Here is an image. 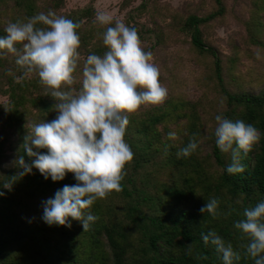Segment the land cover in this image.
<instances>
[{
    "label": "clouds",
    "instance_id": "clouds-1",
    "mask_svg": "<svg viewBox=\"0 0 264 264\" xmlns=\"http://www.w3.org/2000/svg\"><path fill=\"white\" fill-rule=\"evenodd\" d=\"M95 21L104 27L101 33L107 51L101 56L90 54L83 60L79 89L76 72L81 62L80 25L52 10L39 12L25 20L8 22L6 35L0 36V57L12 54L22 71L17 80L35 75L43 95L54 99L52 111L57 113L50 122L33 123L12 165L17 172L2 183L9 192L13 185L33 168L47 180L61 181L74 174V185H64L53 197L42 202L41 219L49 226L71 228V221L82 224L88 231L99 217L87 211L113 191H122L125 166L134 153L125 140L129 117L144 106H161L168 90L159 82V69L152 62V52L144 51L137 29L115 19L114 15L98 8ZM19 45V47H17ZM215 143L221 153L231 155L229 174L242 173L241 153L247 154L259 143L261 134L255 126L242 120L232 121L216 115ZM177 139L175 132L168 134ZM199 147L193 136L187 146L178 149L176 156L188 158ZM34 149H46L42 154ZM167 151V148L165 149ZM25 154L31 162L25 161ZM5 193L0 191V197ZM219 201L210 199L200 208L212 219L219 216ZM243 219L234 227L241 233L245 257L254 264H264V201L243 210ZM205 245L211 243L220 255L222 264H234L241 254L226 243L216 231L201 234ZM192 246L189 245V255ZM196 259H207L197 255Z\"/></svg>",
    "mask_w": 264,
    "mask_h": 264
},
{
    "label": "rangeland",
    "instance_id": "rangeland-1",
    "mask_svg": "<svg viewBox=\"0 0 264 264\" xmlns=\"http://www.w3.org/2000/svg\"><path fill=\"white\" fill-rule=\"evenodd\" d=\"M42 0H38L40 3ZM224 12L201 25L204 42L217 51L222 66V77L225 88L231 93H254L264 91V0H221ZM111 12L115 19L126 25L135 27L144 51H151L152 62L158 67L159 82L167 88L168 96L163 105L142 106L138 112L129 117L127 127L133 126L135 121L157 114L166 108L168 102H183V106L175 113L155 126L158 140L153 143L149 161L138 170L134 176V186L153 195L160 193L164 187L182 185L183 175L191 174L197 179V186L191 199L185 207L196 210L200 204L213 198V191L205 189L206 184L214 185L221 168L213 158V144L215 142L216 115H224L227 109L226 100L221 94L214 75L213 58L207 53H198L191 46L189 33L184 29V22L190 15L205 17L217 10L215 0H63L57 15L73 19L80 25L79 31L87 36L85 42L80 40L81 62L78 66L77 89L81 86L83 60L95 49V54L103 55V40L101 33L104 27L95 21L97 9ZM24 20L23 12H19L15 0H0V24L4 27L8 22ZM19 47V45H17ZM12 54L0 57V180L4 173L14 168L12 162L17 158L24 142V136L33 123L50 122L45 115L27 107L18 125H11V110L22 111L17 104L19 95L28 99L43 95V89L35 75L25 77L20 82L22 71L15 63ZM23 87H22V86ZM57 114V113H56ZM175 132L177 139L170 140L168 134ZM195 136L199 144L194 153L199 168L198 174L190 168L182 171L171 163L168 157L178 160L176 152L187 145ZM264 140V135L260 141ZM259 141V143H260ZM258 144L254 147L257 148ZM167 148V151L165 149ZM173 150V154L169 151ZM225 161L230 154L222 153ZM125 173L133 171L131 162L125 166ZM203 181V184L201 183ZM159 190V191H158ZM227 198L226 196L224 197ZM102 204L110 203L121 215L123 200L113 191L106 199L99 200ZM43 201L37 203L26 202L16 211V224L21 230L25 225L35 226L30 236L25 240L35 241L41 235L38 228H47L41 219L43 215ZM240 200L236 201L239 204ZM226 207L227 203L224 204ZM105 211V210H104ZM235 225V223H233ZM13 226V230H14ZM69 230L71 228H67ZM19 236V235H17ZM53 239V235L49 236ZM100 244L94 252L105 255L107 264H112L110 249L104 236L99 237ZM235 251L241 250L248 241L241 239V233L232 241ZM31 243V241H30ZM227 243V242H226ZM84 258L86 247L79 249ZM162 254L166 252L179 253L177 248L162 246ZM137 256L128 254L127 262L136 264Z\"/></svg>",
    "mask_w": 264,
    "mask_h": 264
},
{
    "label": "trees",
    "instance_id": "trees-1",
    "mask_svg": "<svg viewBox=\"0 0 264 264\" xmlns=\"http://www.w3.org/2000/svg\"><path fill=\"white\" fill-rule=\"evenodd\" d=\"M37 1L15 0V4L26 19L39 12L47 13L49 10L55 12L63 2V0H42L40 3ZM215 3L217 10L205 17L188 16L184 22V29L189 33L194 50L198 53H207L213 58L214 75L227 105L223 116L232 121L242 120L252 124L262 136L264 135V91L257 94L229 92L224 86L222 66L217 51L208 46L202 38L201 25L224 12L222 1L215 0ZM72 21L75 22L73 19ZM5 27L6 25L1 27L0 24V36L6 35ZM77 33L80 40L85 42L87 36L81 34L79 29ZM95 49L87 52L95 54ZM106 51L107 48L103 46V52ZM26 103H28L27 107L45 115L48 121H52L57 115L51 110L55 104L53 98L39 96L28 99L21 94L17 104L21 105L23 112L16 110L17 107L11 110V125H18L21 121ZM183 105V102L170 101L166 108L161 109L157 114L135 121L133 126L126 128L125 140L130 145L134 158L131 161L132 173L124 176L121 181L122 191L116 192L124 202L121 215L117 216L112 204L104 205L97 200L90 209L86 210L99 217L91 224L88 231L83 232L82 224L72 220L71 230L66 226L47 225V228L37 229L41 236L35 241L25 240V237L30 236L31 231L35 230V226L25 225L22 230V227L14 226L18 225L16 211L25 206L26 202L45 201L53 197L64 185H74L77 181L72 173H68L61 181L53 182L50 177L45 180L40 172L33 168L32 173L17 181L13 185V190L9 192L2 187V183L14 175L17 168L7 170L0 180V191L5 193L0 197V264H107L105 255L97 254L93 250L100 244L99 237L103 236L110 249L112 264H129L128 254L137 256L136 264H222V259L214 246L211 243L205 245L201 234L214 230L225 242L233 243L232 241H235L240 234L233 223L244 218L245 208L254 207L258 202L264 201V140L260 141L257 148L253 147L251 152L241 153V164L245 170L234 175L226 171L231 158L225 161L214 142L212 154L221 172L214 185L206 184L204 187L207 194L213 191L212 197L219 201L217 209L219 216L216 219H212L208 213L200 212V208L209 200L200 204L196 210L189 206L185 207L198 185L192 173L183 175L181 186L174 184L164 187L162 191L158 190L160 193L153 195L136 188L133 176L149 161L153 143L158 140L155 126ZM185 146L187 145L183 147ZM34 151L42 154L47 152L46 149H34ZM169 153L173 154V150ZM19 154H23V149ZM168 159L180 171L190 168L193 173L198 174L200 181L197 170L199 165L194 154L178 160L173 157ZM25 161L31 162L26 154ZM201 183L203 184V181ZM237 200H240L239 204H236ZM225 203L228 204L227 207ZM50 235H53V239H50ZM189 245L192 246L191 255L188 254ZM82 246H85L87 251L84 258L79 252ZM162 246L177 248L179 253L162 254L160 252ZM238 252L241 254V260L234 264H254L251 258L245 257L244 247ZM197 255L206 256L207 259L198 260Z\"/></svg>",
    "mask_w": 264,
    "mask_h": 264
}]
</instances>
